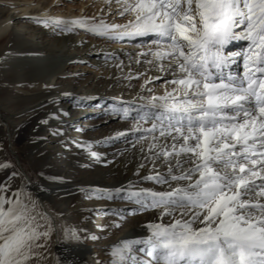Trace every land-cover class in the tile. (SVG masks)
<instances>
[{"label":"snow or ice","instance_id":"obj_1","mask_svg":"<svg viewBox=\"0 0 264 264\" xmlns=\"http://www.w3.org/2000/svg\"><path fill=\"white\" fill-rule=\"evenodd\" d=\"M117 4L128 23L53 20L65 30L80 26L110 39L147 37L154 47L141 53L143 62L165 75L146 78L145 84L163 79L172 85L149 95L133 117L140 151L147 145L145 159L153 164L152 174L142 179L163 190L140 188L125 196L158 211L159 218L146 225L144 239L112 245L110 264H264V0ZM233 40L248 43L241 52L226 51ZM238 58L243 71L233 73ZM114 111L129 115L128 108ZM157 162L165 172L156 170ZM144 167L139 165L137 175ZM123 191L114 190L117 197ZM165 217L171 219L164 223ZM63 231L66 239H79L78 230ZM51 233V221L23 186L12 191L0 184V264H32Z\"/></svg>","mask_w":264,"mask_h":264},{"label":"bare ground","instance_id":"obj_2","mask_svg":"<svg viewBox=\"0 0 264 264\" xmlns=\"http://www.w3.org/2000/svg\"><path fill=\"white\" fill-rule=\"evenodd\" d=\"M9 1V6L0 5V134L4 128L14 132L19 125H26L29 150L35 160L48 168L46 176L41 178L44 185L32 187L37 188L39 199L49 198L54 206V212L48 209L50 217L52 214L64 216L69 210L73 218L65 219V223L76 226L79 211L84 212L85 220L93 214L94 223L87 222L90 236L98 237L92 239L95 242L107 244L102 249L106 254L121 240L144 239L149 235L146 225L156 222L159 212L144 210L125 196L140 188L163 190L155 181L142 179L152 174L153 164L145 159L147 145L145 152L140 151L137 143L140 133L133 131L136 109L146 104L152 95L148 89H152L157 81L163 82L164 90L172 87L163 79L145 84L146 78L165 75L143 62L141 53L154 46L136 47L147 37L110 39L86 28L78 30L73 26L69 31L61 28V24L53 23L57 19L68 21L80 17L88 18V24H98L101 20L109 26L124 23L113 21L110 13L115 5H110L112 0L107 3L100 0L77 10L57 5L48 7L39 0L34 3ZM102 3L101 15L90 18L96 12L93 7ZM27 13L32 14L29 17H38L39 22L24 16ZM247 43L233 40L226 51L241 52ZM147 59H152L151 55ZM242 63L238 58L230 71L241 73ZM77 66L80 70H76ZM138 73L144 75L137 78ZM117 108H128L129 115L125 117L122 111H114ZM91 117L94 122L118 119L121 128L108 133L98 132L90 126L88 119ZM85 124L88 126L83 130ZM46 130L51 134L50 139L44 136ZM92 152L97 153L98 158L92 156ZM0 155H3L1 148ZM55 162L58 163L52 167ZM142 163L145 167L140 168L137 175ZM155 168L166 171V166L159 162ZM83 176L89 180L84 181ZM118 188L125 191L117 197L114 190ZM57 190L71 191L56 197ZM83 195L88 200H82ZM98 195L104 198H98ZM108 195L113 198L108 199ZM102 211L119 213L105 216ZM170 219L165 217L163 222ZM77 230L78 240H58L51 255L62 253L71 262L98 264L97 255L85 244L78 226Z\"/></svg>","mask_w":264,"mask_h":264},{"label":"rangeland","instance_id":"obj_3","mask_svg":"<svg viewBox=\"0 0 264 264\" xmlns=\"http://www.w3.org/2000/svg\"><path fill=\"white\" fill-rule=\"evenodd\" d=\"M35 1L37 0H29L28 2L34 3ZM39 1L42 2V4L47 5L48 7L52 5H57V6H62L63 8H66V9L70 8V9L77 10L78 7L82 9L83 7H87L91 3L94 4L100 0H39ZM109 1L110 0H107V2ZM9 2H10L9 0H0V5L3 6L5 4L9 6ZM17 3H21V2H17ZM110 3H111L110 5L112 4L115 5L112 9V12L110 13L112 14V18L114 19L113 21H116V20L124 21V23H121L120 25L128 23V20H129L128 15L121 16L118 14L119 8L117 7L119 6L116 5L117 0H112ZM102 7H103V3L99 7H93V10L96 8V12L90 18L93 19L95 18V16H98V15L100 16ZM89 13H92V10H90ZM24 16L29 17V16H32V14L27 13V14H24ZM57 20H60V19H57ZM108 22H111V21H108ZM60 27L64 28V25L61 24ZM82 28L84 27L76 26V29L78 30H81ZM108 43L111 47L112 41L110 40L108 41ZM136 45H137L136 47L143 46L144 48H148L152 46L148 38L144 39L140 43H137ZM76 70H80L78 66ZM84 72L86 74L89 73L87 71H84ZM163 90H164L163 82L157 81L155 86L152 87V94L156 93L158 95H161L163 93ZM1 118H2V115L0 112V121H1ZM93 118L94 117H91L90 119H88V121L91 124L90 126H92L91 128L97 130L98 132L108 133L111 131H115L118 128H121L119 127L121 123H119L118 119L117 120L109 119L107 121L94 122L92 120ZM87 126H88L87 124L83 125L82 129L83 130L86 129ZM26 132H27V127L25 124H22V125H19L15 129L14 132L10 131L7 128H4L2 133L0 134V148L3 151V155H0V165H8V167H0V184H3L5 186L10 185L12 191H15L21 186H23L24 191L27 193H30L33 199L36 201L37 211L43 214L48 220L51 221L52 233L47 240V247L37 250L38 255L33 257L32 264H80L76 262H71L64 254L62 255V253L60 255L59 254L51 255L52 250L55 248L54 247L55 242H57L58 240L69 241V239L65 238V233L63 229L67 228L70 230L71 229L77 230V226L80 228L79 232L81 233V237L84 239L85 244L90 248L91 251L95 253V255H97L98 264H110L111 257H109L110 256L109 253L108 254L103 253L104 251L102 250L107 247V244L102 243V242L100 243L95 242L90 238L91 231L89 232L88 227H89V224L94 223L93 221L95 220V218L93 214L89 215L87 220H85L86 218H85L84 212L79 211L78 215L76 216L77 225L71 226L67 224L69 227L66 225L65 219L71 220L73 218L72 213H70L71 211L67 210L66 214L61 217H57V215L55 214H52L51 217L48 215L47 212L49 210L51 212H54V206L51 205L49 198L48 200L39 199L37 195V188L32 187V185L35 186V184H39L41 186L44 185L41 181V178L46 176V173H47L46 171L48 170V168H46L44 164L39 163L37 160L34 159L33 153L29 150L27 146L28 139H27ZM44 136L46 139H50L51 134L49 131L46 130L44 131ZM63 159L64 158H60V160H63ZM57 163L58 162L53 163L52 167L55 166ZM13 173H16L17 175L13 177ZM9 177H12V179L9 180ZM82 179L86 182L89 180V178L86 176H83ZM69 191L71 190H65V191L57 190L54 193V196L63 197ZM6 194L11 196L12 192L10 191ZM81 199L88 200L86 195H83ZM115 212H118V211H115ZM105 213H111V212L102 211V214L106 216ZM120 214L122 216H125V213L124 214L120 213ZM110 215L113 216L114 214H110ZM87 222L89 224H87ZM40 223L44 224L45 220H40ZM108 246H111V245H108ZM59 250L61 249L59 248Z\"/></svg>","mask_w":264,"mask_h":264}]
</instances>
